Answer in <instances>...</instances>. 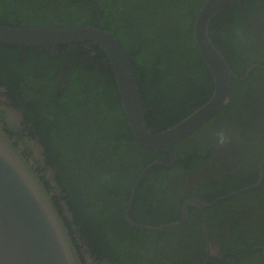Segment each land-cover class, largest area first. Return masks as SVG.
<instances>
[{
	"label": "trees",
	"instance_id": "trees-1",
	"mask_svg": "<svg viewBox=\"0 0 264 264\" xmlns=\"http://www.w3.org/2000/svg\"><path fill=\"white\" fill-rule=\"evenodd\" d=\"M9 1L13 3L15 0H0V25L48 28L97 26L115 35L131 60L142 92L145 120L147 126L154 132L173 127L208 101L213 93L212 74L203 61L194 39V21L203 5V0H153L156 6L150 10L155 15L150 20L125 17L123 11L130 10L121 0H58L57 6H49L45 1L37 4L36 0H22L23 5L20 8L25 11V15H20L16 11L17 16L5 22L3 16L5 2ZM161 2L164 8H158ZM52 8L58 10L55 16L32 17L35 13L50 14ZM259 13L264 14V0H245L220 13L228 19L227 23L222 24L221 27L210 26V36L214 44L225 54L233 70L240 76L244 74L247 66L246 56H243L247 48L241 43L247 44L250 37L243 33L244 23L248 18ZM71 20L77 21V24H68ZM213 30H216L217 34H212ZM223 32L229 34V39L221 47L220 45L223 44L219 42L217 35ZM224 47H229V50L223 51ZM241 56H243L241 58L243 68L236 63V59H240ZM104 59L107 63L103 61ZM256 64L264 65V62L257 61ZM13 68L33 72L26 74L24 82H20L22 95L18 93L16 97L20 99L29 121L38 125L36 133L45 145L48 156L50 154L52 159L55 158L58 160L57 163H61L57 166L59 174L62 175L67 168L69 175L74 179L72 181L70 178V181L76 183L82 199L80 200L74 193L71 206L81 233L90 239L89 242L93 247H98L99 243L106 245L108 252L102 248L98 249V253L102 256H109L110 250L121 248L125 254L137 256L139 264H153L150 259L134 253L135 250L131 245L121 247L131 243L138 244L142 240L137 239L144 240L151 233L140 230L137 231L138 234L129 232L121 235L118 225H125V209L129 203L133 184L142 171L154 161L170 163L171 158L166 152H154L145 148L134 137L127 123L114 73L105 52L97 44L89 41L56 47L0 45V69L11 71ZM263 72V69H254L246 79L247 83H244L250 85L249 92L257 96H263V91L253 85L264 75ZM60 73L68 79L64 90L60 85L62 82L65 85V79L60 78ZM24 83L28 87L24 88ZM244 85L239 83V80L233 79L230 91L231 102L223 108L215 120L209 122V125L196 132L191 136L192 138H188L189 140H185L186 142L183 141L174 147L177 157L174 167L166 169L155 165L146 173L137 188L130 212L133 221L157 227L180 220L182 203L187 198L198 196L192 193L199 185H202L205 191L209 187L214 188L219 185L220 192L204 199L210 202L219 196L253 185L257 181L256 174L259 170L252 171V175L246 178L243 175H236V172L240 171L236 165L230 173L224 169L220 170L223 176L221 180L215 181L216 171L212 169L215 165L213 156L218 152L216 148L206 150L209 147L208 141L215 136L216 122L224 120L227 115L231 125L240 121L254 122L259 118V114L250 109L248 114L241 113L248 109L241 104V99L248 92L241 96L237 92L240 87L245 88ZM40 86H45L43 88L46 90L42 92L41 89L39 90ZM30 90H33L38 97H32L28 93ZM76 90L81 93L84 103L90 105L92 101H98L94 110H89L86 105L75 108L67 104L68 97ZM257 96L253 97L249 93V98L251 97L255 106L262 102L260 99L253 101ZM70 112L91 119L94 126L90 130L87 127H66L65 118ZM236 114L241 116L235 118ZM227 126L229 127L224 123L223 128ZM47 128L50 130L47 131ZM259 138L254 134L248 140ZM221 139L226 141L224 132L221 133ZM239 139L242 142L246 141L242 135ZM239 152L242 154L240 150ZM260 157L262 154L259 159ZM241 161L242 159L239 162ZM226 165L227 163L223 167L225 168ZM64 188L66 189L65 185ZM263 188L264 186L261 185L256 191H261ZM67 191L70 192L71 189L68 188ZM145 194H148L149 198ZM254 194L259 197L258 193L254 192ZM172 196L174 200L170 201ZM143 199L148 208L144 219L138 215L137 210L135 211ZM253 204L252 210L264 213V201L260 204L259 200H254ZM76 207L79 209L78 212L88 211L93 224L86 223L85 227ZM228 214L233 217L234 222L235 215L230 211ZM240 228L248 230L240 235L241 242H248L254 237V245L263 244L259 241L260 236L264 237L262 222L243 219ZM170 231L165 229L153 233L162 234L161 239L158 240L162 245L167 237L174 242L171 247L176 251H182L178 240L180 237L188 239L187 237L190 236L188 229L181 226ZM228 231L236 232L235 229ZM155 235L151 237L152 241L156 239ZM162 245L158 247L163 248ZM252 248L253 245L246 251L238 253H245ZM166 249L169 264L193 262L192 252L188 258H184L171 255L169 248ZM194 249L196 248L192 250ZM152 254L153 252L147 255ZM158 258L160 261L163 260L161 255ZM163 262L167 263V261Z\"/></svg>",
	"mask_w": 264,
	"mask_h": 264
},
{
	"label": "water",
	"instance_id": "water-1",
	"mask_svg": "<svg viewBox=\"0 0 264 264\" xmlns=\"http://www.w3.org/2000/svg\"><path fill=\"white\" fill-rule=\"evenodd\" d=\"M245 0H206L194 21V39L203 61L209 68L214 89L211 97L173 127L154 132L147 126L145 108L140 85L131 60L124 47L110 31L97 26L85 27H19L0 25V45L27 47H56L89 41L97 44L107 55L117 85L127 123L138 142L154 152H166L171 162L154 161L139 175L131 190L126 210L127 221L151 232L173 230L183 226L188 218V206L198 207L203 218L204 209L228 200L241 193L253 191L264 180V158L259 163L260 177L256 183L221 196L211 202L188 198L182 206L181 219L157 227L132 223L129 214L134 202L138 184L155 165L174 167L177 157L174 147L187 140L213 120L230 102L233 79L246 80L254 69L264 65L254 64L243 76L231 67L225 54L214 44L210 36L212 21L228 8ZM205 238L209 256L218 248L209 238L205 222ZM262 250L264 245L253 248L237 258ZM227 254L223 255V259ZM208 263V262H207ZM0 264H84L69 230L51 192L38 170L35 158H29L0 122ZM264 264V259H263Z\"/></svg>",
	"mask_w": 264,
	"mask_h": 264
},
{
	"label": "flooded vegetation",
	"instance_id": "flooded-vegetation-1",
	"mask_svg": "<svg viewBox=\"0 0 264 264\" xmlns=\"http://www.w3.org/2000/svg\"><path fill=\"white\" fill-rule=\"evenodd\" d=\"M21 1L22 0H20V4H19V0H15L10 8H5V14L3 15L5 17V22H8V19L10 18L14 19L17 16L16 11H18L20 15H25V11L20 8V6L23 5ZM42 1H45V3L49 6L50 5L57 6L59 2L58 0H36V3L40 4ZM121 1L122 4H125V7L130 10L129 12L123 11V15L125 17L132 16L142 20L144 19L150 20L151 17L155 15L152 12L153 8H155V6H153L152 3L153 0H121ZM205 1L206 0H203V4ZM6 3L7 2H5V4ZM133 3L141 4L142 8H138V9L133 8L131 6ZM42 7L44 8V6ZM158 8H164L162 2L160 3ZM51 10L52 12H50V14L48 12H45V15H39L35 13L32 17L49 18L55 16L58 10L56 8H52ZM157 18L159 20L161 19L160 16H158ZM212 22L213 23L211 24V26L215 25L221 27L222 24L228 22V19L223 17V15L219 14ZM68 24H77V21L71 20L70 23ZM243 31H244L243 32L244 35L250 36L249 38L246 36L248 38L247 51L245 50V53L243 55L246 56V64H247L245 68V72L243 74L245 75L249 67L256 64L257 61L264 62V14L259 13L257 15L248 18L244 23ZM212 34L214 35L217 34V31L213 30ZM228 37L229 34H226L224 32L218 33L217 39L219 40V42H221V44H223L220 45L221 47L226 44V42L229 39ZM241 45L244 47V42H242ZM13 46H19V45H13ZM228 50L229 47H224L223 49V51H228ZM243 56H241L240 59ZM103 61L107 63L106 59H104ZM243 67L244 65L240 66V68ZM26 74H33V72L32 70H24L20 68H13L11 71H8L7 69L5 70L0 69V122L3 123L6 131L15 140V143L23 149L24 154L27 157L35 158L36 161L39 160L42 161L44 170L39 169V167L38 170L41 173L43 180L45 181L48 189L54 194V199L56 201V204L69 227V230L73 236V239L77 245V248L83 260V263L84 264H139L137 256L127 255L122 251L121 248L116 250H110L109 256H102L100 253H98V249L102 248L106 252H108L106 245L99 243L98 247H93L89 242L90 239H88L84 234L81 233V228L80 226H78V224L75 221V214L71 206L74 193L76 194V196L77 194L80 195V193L77 190L76 183L70 181V178H72V176L69 175V171L67 170V168L65 169V172L62 175L59 174V169L57 168V166H59L61 163L59 162L57 163L58 160H56L55 158L52 159L50 154L48 156L45 145L43 144L41 138L36 133L38 130V125L34 122L29 121L30 119L27 117L25 109L22 107L20 103V99L16 97L18 93L22 95L20 91L21 88L20 82H24V78ZM60 78H64V76H62L61 73H60ZM64 79H65V85L63 82L60 85V88L62 90H64L67 87V83H68V79L66 78ZM239 83L244 85V83L247 82L246 80L244 81L239 80ZM254 84H255L253 85L254 87L260 88L263 91V96L254 95V93L249 91L248 93H245L244 97L241 99V104L244 108H248V109L246 111H242L241 113L248 114L250 109L251 111L259 114V118L254 122L240 121L237 124L231 125L227 115L224 120H220L216 122L215 130H214L215 136L212 140L208 141L209 147L206 150L208 151V150H213V148H216L218 152V153H214L213 156L215 165L212 167V169L216 171L215 181L221 180V177L223 176L220 170L224 169L228 173H230L234 165H236L240 170L236 172V175H240V176L243 175V177L248 178L250 175H252L251 172L257 169L259 170V172L256 174L257 181L260 177L261 170L259 163L264 158V75L260 77L258 81L255 82ZM26 87L28 86L24 83V88ZM43 87L45 86L39 87V90L41 89L42 92L46 90ZM241 88L243 87H240L239 89ZM249 93L253 97L257 96L256 98H254L253 101L260 99L262 102L258 106H255L251 100V97L249 98ZM236 111L240 112V110H236ZM240 116H241L240 114H236L234 117L238 118ZM216 118L217 117H215L213 120H215ZM224 123H227L229 127L227 126L223 128ZM209 124L210 123H207L204 127H206ZM93 126H94L93 121L89 119L85 127H87L90 130ZM49 130L50 128H47V131ZM223 132L226 141L221 139V133ZM254 134H257L260 138L255 140H248V138ZM241 135L246 138L245 142H242L239 139ZM56 146H57V141L55 138L54 147L56 148ZM239 150L242 152V154L239 152ZM261 154L262 157H260L259 159V156ZM240 159H242L241 162H239ZM225 163H227V165L224 168L223 165ZM165 168L167 169V167ZM72 181H74L73 178ZM64 185L66 186V189L64 188ZM139 185L140 184H138V187ZM261 185L264 186V180ZM68 188L71 189L70 192L67 191ZM202 188H203L202 185H199L198 187L194 188L192 194L194 196L196 195L198 196L193 198H197L201 201H204V199L211 197V194L216 195L218 192H220L219 185L214 186V188L209 187L207 191H205V189ZM256 189H254L253 191L241 193L228 200H224L218 204H215L213 207L209 209H204L206 218H203V214L198 207L188 206V218L183 226L188 229L189 235L191 234L193 236L192 238L195 242L194 248H196L194 249V251L193 250L191 251L193 253L192 256L194 258L193 262L188 264H263L264 257L262 250H256L250 255L242 258L229 256V254H235V255L246 254V252L245 253H238V252L246 251L247 248H249L251 245H253V248L259 245H264V237L262 236L259 237V241L263 244H256V245H254L255 244L254 237H252L248 242L245 241V243L241 242L240 239V235L248 231L247 229L241 230L240 228V225L242 226L243 219L260 221L264 224V213L261 214L257 211L252 210V208H254V204H253L254 200H259L260 204H262L264 201V197H263L264 188L261 191H256ZM254 192L258 193L259 197L256 196ZM242 194H248V195L240 196ZM145 195L146 197L149 198L148 194ZM79 199L80 200L82 199L81 195ZM173 200H174V196H172V200L170 201ZM133 205L134 202L131 206V209L133 208ZM127 207L124 213L125 225L124 226L118 225L121 235L123 233H129V232H133V233L135 232V234H138L137 231L140 230L147 231L137 226H133L127 221L125 217ZM190 209L193 210L190 211ZM78 210L79 209L76 207L77 212ZM136 210L140 217H142L143 219L146 217L148 208L145 205V199L140 201V205L138 206V208L135 209V211ZM229 211L231 214L235 215L234 222L232 220L229 222L226 221V219L230 216V214H228ZM78 213H79V217L83 220V225L85 227H86V223L93 224V220H91V217L88 216L89 215L88 211H85L84 213L81 212ZM181 215H182V207H181ZM130 220L132 221V223L142 224L140 222L133 221L131 218ZM205 222L207 223L209 238L212 241L213 246L218 248V251L213 252L211 256L208 255L206 249L207 246H206V238L204 231ZM226 224H230V225L226 226ZM121 228L125 230L123 231ZM228 229H235L236 232L230 233ZM147 232H150L151 234H149L147 238H144L145 241L142 238H140L137 240H142V241L138 242V244L131 243L127 245H121V247H125V246L127 247L128 245H131L135 250L134 253H136L140 257H146L150 259L151 261H153V264H167L166 262H163V261H167V249H166L167 244H173L174 242L170 240V238L168 239L166 237L165 238L166 241L162 245V243L158 242V240L161 239L160 236H162V234L153 233L151 231H147ZM154 235L156 236V239L152 241L151 237H153ZM160 245H162L163 248L158 247ZM252 249H250L249 252ZM151 252H153V254L148 256L147 254ZM160 252L163 254H161ZM225 254L227 255L223 259V255ZM159 255L163 256L162 261L159 260L158 258Z\"/></svg>",
	"mask_w": 264,
	"mask_h": 264
},
{
	"label": "rangeland",
	"instance_id": "rangeland-1",
	"mask_svg": "<svg viewBox=\"0 0 264 264\" xmlns=\"http://www.w3.org/2000/svg\"><path fill=\"white\" fill-rule=\"evenodd\" d=\"M12 5H13V3H11L9 1L8 3L5 4V8H10ZM123 5H125V4H123ZM131 6L133 8H136V9L142 8V5L141 4H137V3H133ZM153 6H156V4L153 3ZM118 10L121 12L120 9H118ZM244 47L247 48V44L244 43ZM246 51H247V49H246ZM244 53H245V51H244ZM236 63L240 67L242 65V60L237 58L236 59ZM102 86H103V83H102ZM250 89H251V86L248 85V86H246L243 89L242 88L241 89H237V92L241 96L245 92H248ZM28 93L32 97H38L37 94L33 90H30ZM95 99H97V98H95ZM97 103H98V101H92L90 105L84 103V101H83V99L81 97V93L79 92V90H76V92H74V94L72 96L68 97V100H67V104H69L72 107L81 108L84 105H86L89 110H94ZM78 115L79 114H77V113L74 114L73 112L68 113L66 118H65L66 127L67 126L68 127L69 126H73V127L79 126L80 128H85V126L87 125L89 119L86 118V117H82L80 115L78 116ZM39 161H36L37 162V166L39 167V169H43L44 170L43 165H42V161L41 160H39ZM77 197L80 198V195L77 194ZM232 219H233V217L229 216L226 219V221L229 222ZM247 221H252V220H247ZM192 237L193 236L190 234V236L187 237L188 238L187 240L185 239L186 237H180L179 238L178 245L182 248V251H176L175 248L171 247L172 244H167V248H169L168 249L169 253L171 255H178V256H182L184 258H188L191 255V251H192V249L195 246V242L193 241ZM168 262H169V260L167 259V264H168Z\"/></svg>",
	"mask_w": 264,
	"mask_h": 264
}]
</instances>
